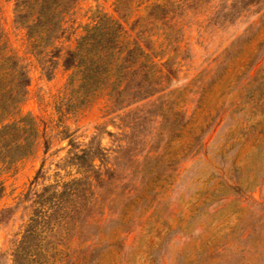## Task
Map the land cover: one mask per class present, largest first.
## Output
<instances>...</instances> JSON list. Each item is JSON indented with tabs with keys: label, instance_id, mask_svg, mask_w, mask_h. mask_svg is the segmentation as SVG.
I'll return each mask as SVG.
<instances>
[{
	"label": "rangeland",
	"instance_id": "rangeland-1",
	"mask_svg": "<svg viewBox=\"0 0 264 264\" xmlns=\"http://www.w3.org/2000/svg\"><path fill=\"white\" fill-rule=\"evenodd\" d=\"M252 1L76 0L55 43L62 51L98 13L120 14L172 60L160 97L119 117L101 98L58 113L69 71L35 56L12 2L0 0V47L28 75L19 110L36 131L27 156L0 158V264H11L30 211L23 195L51 182L64 136L83 146L94 134L106 149L125 144L115 180L98 189L101 213L47 235L20 264H264V0Z\"/></svg>",
	"mask_w": 264,
	"mask_h": 264
},
{
	"label": "trees",
	"instance_id": "trees-1",
	"mask_svg": "<svg viewBox=\"0 0 264 264\" xmlns=\"http://www.w3.org/2000/svg\"><path fill=\"white\" fill-rule=\"evenodd\" d=\"M7 1L12 2L13 23L24 30L29 47L36 48L35 56L58 59L62 69L69 71L55 101L58 113L76 111L98 98L103 100L107 113H122L138 102L160 97L162 85L174 78L171 58H163L155 40L137 33L131 35V27L125 29L118 20L123 19L120 14L113 18L98 13L83 26V33L75 39L73 47L62 51L55 43L63 33L64 15L76 0ZM28 83L25 69L0 47V151H8L0 158L6 162L27 156L35 144L34 118L20 115L19 110ZM174 114L180 118L183 115ZM103 133L114 135L105 129ZM64 138L67 149L55 163L51 182L41 184L38 189L30 187L23 195L29 200L30 211L20 238L11 248V264H20L23 256L36 254L37 245L47 235L78 229L88 223L93 212L101 213L96 205L98 189L115 180L118 174L117 152L124 151V143L106 149L101 146L98 134L83 146L67 135ZM60 171L65 174L61 176ZM36 180L35 175L31 184L35 185Z\"/></svg>",
	"mask_w": 264,
	"mask_h": 264
}]
</instances>
